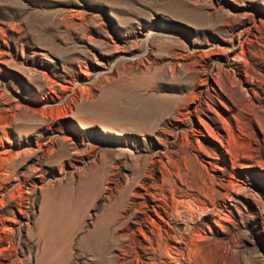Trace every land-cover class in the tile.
<instances>
[{"label": "rangeland", "instance_id": "rangeland-1", "mask_svg": "<svg viewBox=\"0 0 264 264\" xmlns=\"http://www.w3.org/2000/svg\"><path fill=\"white\" fill-rule=\"evenodd\" d=\"M0 264H264V0H0Z\"/></svg>", "mask_w": 264, "mask_h": 264}, {"label": "bare ground", "instance_id": "bare-ground-1", "mask_svg": "<svg viewBox=\"0 0 264 264\" xmlns=\"http://www.w3.org/2000/svg\"><path fill=\"white\" fill-rule=\"evenodd\" d=\"M238 59H239V58H238ZM240 59H241V57H240ZM174 209H175V207H174ZM114 211H115V210H114ZM60 214H61V213H59V214L57 215V218H56L57 220H58V218H60V216H59ZM105 219H106V218H105ZM106 226H107L106 221H105L104 223H101V228H102V230H104ZM99 227H100V226H99ZM101 228H100V229H101ZM100 229H98V232H99ZM106 229H107V228H106ZM106 229H105V230H106ZM196 229H197V228H196ZM102 230H101V231H102ZM105 230H104V232H105ZM101 231H100V233H101ZM96 233H97V232H96ZM100 233H99V234H100ZM94 234H95V233H94ZM101 234H102V233H101ZM94 237H95V236H94ZM191 237H192V236H191ZM96 240H97V239H96Z\"/></svg>", "mask_w": 264, "mask_h": 264}]
</instances>
